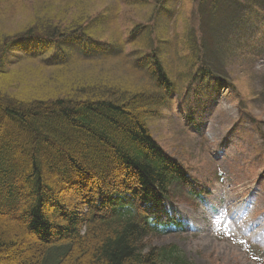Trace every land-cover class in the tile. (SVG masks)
Returning a JSON list of instances; mask_svg holds the SVG:
<instances>
[{
    "label": "rangeland",
    "instance_id": "rangeland-1",
    "mask_svg": "<svg viewBox=\"0 0 264 264\" xmlns=\"http://www.w3.org/2000/svg\"><path fill=\"white\" fill-rule=\"evenodd\" d=\"M16 2L17 9L0 6V31L9 41L33 25L62 30L100 16L98 45H125L118 56L87 61L72 54L57 67V59L44 61L51 54L31 59L13 50L3 94H153L151 72L136 60L160 57L174 90L148 119L149 130L204 195L175 194L169 207L185 231L149 237L145 245H176L192 264H264V0Z\"/></svg>",
    "mask_w": 264,
    "mask_h": 264
},
{
    "label": "trees",
    "instance_id": "trees-1",
    "mask_svg": "<svg viewBox=\"0 0 264 264\" xmlns=\"http://www.w3.org/2000/svg\"><path fill=\"white\" fill-rule=\"evenodd\" d=\"M10 4L17 9L16 0H0ZM99 18L62 30L33 25L10 41L0 31V82L13 50L31 59L51 54L44 61L57 59L56 67L72 54H122L125 44L98 45ZM136 66L151 72L155 93L85 88L19 98L0 88V264H192L176 245H145L185 231L169 207L175 194H204L149 130L174 90L160 57L140 56Z\"/></svg>",
    "mask_w": 264,
    "mask_h": 264
}]
</instances>
